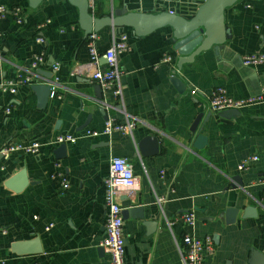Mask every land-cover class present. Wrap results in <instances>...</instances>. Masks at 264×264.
I'll use <instances>...</instances> for the list:
<instances>
[{
  "label": "crops",
  "instance_id": "1",
  "mask_svg": "<svg viewBox=\"0 0 264 264\" xmlns=\"http://www.w3.org/2000/svg\"><path fill=\"white\" fill-rule=\"evenodd\" d=\"M122 1L154 14L174 7L167 0H113V5ZM95 2L92 15L107 14L110 0ZM191 2L198 5L200 0ZM0 4L20 7L22 18L21 24L9 17L0 21V83L25 75L22 69L40 52L45 58L37 71L52 74L55 83L43 109L37 108L30 87L20 86L14 95L0 91V150L9 144L40 143L35 155L0 156V226L6 230L0 235V264H109L99 243L106 216L103 183L111 157L126 158L135 177L132 190L118 191L119 206L143 210V219L130 213L122 217L124 264H182L177 244L185 234L212 239L214 252L204 264H251L253 252L264 258V104L224 115L210 111L206 101L215 88L243 99L257 95L264 85V65L251 68L241 62L245 55L264 54V0H239L227 9L224 21L231 40L180 70L168 27L141 38L123 28L128 50L117 59L120 104L110 90L99 88V99L96 85L75 74L89 62L88 40L79 28L77 10L66 0H42L35 9L27 0ZM92 34L104 68V52L117 37L110 28ZM36 38L44 44L35 43ZM165 55L171 56L168 63L162 61ZM52 65L58 66L56 72ZM173 77L183 83L182 93ZM33 79L42 83L44 77ZM108 118L129 120L134 127L129 135L85 136L87 131L102 132ZM63 134L76 142L65 144V155L56 159L53 142ZM198 135L206 139L202 149L194 147ZM252 157L257 160L239 171L240 162ZM22 170L28 184L14 192L6 182ZM57 174L67 179L66 191L59 179H52ZM247 207L255 209L254 217L243 218ZM231 209L237 215L228 223ZM190 211L195 224L189 228L180 216ZM35 238L40 254L11 252L12 244Z\"/></svg>",
  "mask_w": 264,
  "mask_h": 264
},
{
  "label": "built area",
  "instance_id": "2",
  "mask_svg": "<svg viewBox=\"0 0 264 264\" xmlns=\"http://www.w3.org/2000/svg\"><path fill=\"white\" fill-rule=\"evenodd\" d=\"M88 7L91 12L95 8L94 0H87ZM12 18L16 24L22 23L21 8L12 7L7 8L0 4V21L6 18ZM39 27H42L40 25ZM115 39V36H113ZM95 35L89 37L87 43V50L89 54V62L82 67L75 69V74L84 76L89 81L97 85L101 90H110L113 98L117 103H122L120 77L121 72L117 66V59L119 55L128 50L127 36L122 34L113 40L111 46L104 52L106 65L104 68L100 66L99 55L95 47ZM35 43L43 45L42 38H36ZM45 54L40 52L35 55L29 65L22 69L25 75H17L13 79L3 80L0 83V90L3 93L14 95L17 88L20 86H31L38 81L33 79V73L44 63ZM171 56L165 55L162 57L164 63H168ZM242 65L244 67L255 68L264 65V54L252 53L242 57ZM52 70L57 71L58 66L52 65ZM51 96L54 95V88ZM194 94V92H192ZM61 99L60 97H57ZM207 107L212 112H222L227 110H240L247 106H254L257 104H264V85L260 88L259 93L254 96L243 99H233L228 96L223 88H215L206 98ZM134 124L129 120L123 123H118L112 118H108L104 122L102 132L87 131L85 136L95 138L99 135L110 136L113 133H120L129 135L133 129ZM76 138L71 135H58L54 139V145L74 144ZM40 148L39 142H30L29 144H9L0 150V154L6 155L10 153L35 155ZM256 157L242 160L238 165V170L243 171L247 168L249 162L256 161ZM52 179H59L60 188L62 191L68 189L67 179L62 174H57ZM104 186V200L106 216L104 221V238L99 243V248L103 253L109 257V264H124V239H123V218L122 208L118 204V191L122 188L124 190H132L135 186V177L131 170L129 161L123 157H111L109 159L108 175L103 183ZM180 219L186 227H193L195 224V216L193 212H185L181 214ZM0 235H6V230L0 226ZM180 259L182 264H204L206 257L214 252V246L210 237L199 239L190 234L182 236L180 243L177 244Z\"/></svg>",
  "mask_w": 264,
  "mask_h": 264
},
{
  "label": "water",
  "instance_id": "3",
  "mask_svg": "<svg viewBox=\"0 0 264 264\" xmlns=\"http://www.w3.org/2000/svg\"><path fill=\"white\" fill-rule=\"evenodd\" d=\"M41 1L27 0L31 9L37 8ZM66 1L77 10V22L85 39L92 33H98L104 28H110L116 37L123 34V28H129L133 36L141 38L152 34L156 30L168 27L171 30L173 51L176 53V68L180 70L184 64L192 63L195 57L201 53L214 47L222 46L231 40V31L225 24L224 13L239 0H205L198 5L192 3L191 0H167V2H172L174 7L165 11L158 9V12L155 14L151 11L140 12V6L130 8L125 1H122L119 6L115 7L113 0H110L107 14L101 17H96L89 12L87 0ZM105 62L106 60L104 59ZM36 74L44 77V84H34L30 87V90L36 97L37 108L43 109L49 99L50 84L54 83L51 80L52 74L45 76L38 71ZM171 82L179 93L184 91L185 87L177 77H173ZM96 93L97 97L101 99L98 87H96ZM101 105L103 107L106 106V108L109 107L105 102H101ZM223 114H238V111L230 110L223 112ZM200 119L201 115L195 119L192 127L193 132H195ZM152 141L155 144L153 149L155 151L157 144L154 140ZM205 145L206 139L198 135L195 139L194 147L202 149ZM54 154L56 159L63 157L65 155V146L60 145L54 151ZM27 184L28 179L24 170L6 182V186L11 187V190L14 192L22 191ZM129 213L131 216L136 215L137 218L143 219L142 208L132 207L129 210L122 211V217H125ZM236 215L237 211L235 209L228 210L226 212V216L229 217L228 223H233ZM254 216V208L247 207L244 209L243 218ZM11 252L15 255H36L40 254L42 250L39 239L35 238L12 244ZM249 261L251 264L253 262L264 264V258L255 252L252 253V259Z\"/></svg>",
  "mask_w": 264,
  "mask_h": 264
},
{
  "label": "bare ground",
  "instance_id": "4",
  "mask_svg": "<svg viewBox=\"0 0 264 264\" xmlns=\"http://www.w3.org/2000/svg\"><path fill=\"white\" fill-rule=\"evenodd\" d=\"M95 1V0H94ZM205 0H200V3L199 4H201V3H203ZM87 3H88V1H87ZM89 8V7H88ZM95 9V8H94ZM89 12L91 13V14H93V12H94V10L91 12V10L89 9ZM92 35H94V34H92ZM122 35V34H121ZM91 35H89L88 37H87V40L89 41V37H90ZM118 37V36H117ZM88 41H87V43H88ZM87 46V45H86ZM105 58V57H104ZM106 60V59H105ZM100 63V62H99ZM29 65V64H28ZM105 65H106V62H105ZM27 67V66H26ZM25 68V67H24ZM39 69V68H38ZM37 69V70H38ZM37 70H35L34 71V73L32 74L33 75V77L34 78H38V75L36 74V72H37ZM53 71V70H52ZM54 72H56V71H54ZM53 83H54V81H53ZM34 84H44V80H43V82L42 83H34ZM34 84H32V85H34ZM31 85V86H32ZM31 86H29V87H31ZM55 86V83L54 84H50V94H49V97H51V93H52V89H53V87ZM96 87H98L97 85H96ZM99 88V87H98ZM55 89V88H54ZM1 91V90H0ZM103 91V90H102ZM227 111H230V110H227ZM235 111H238V110H235ZM222 112H225V111H222ZM62 145H65V144H62ZM60 146V145H59ZM58 146V147H59ZM0 155H2V154H0ZM123 211V210H122Z\"/></svg>",
  "mask_w": 264,
  "mask_h": 264
},
{
  "label": "trees",
  "instance_id": "5",
  "mask_svg": "<svg viewBox=\"0 0 264 264\" xmlns=\"http://www.w3.org/2000/svg\"><path fill=\"white\" fill-rule=\"evenodd\" d=\"M95 4H96V2H95ZM96 6V5H95ZM99 9V7L97 6V10ZM100 10V9H99ZM94 13V12H93Z\"/></svg>",
  "mask_w": 264,
  "mask_h": 264
}]
</instances>
